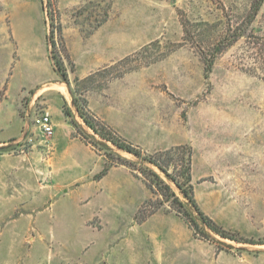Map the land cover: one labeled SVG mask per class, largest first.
<instances>
[{"label":"rangeland","instance_id":"374dc122","mask_svg":"<svg viewBox=\"0 0 264 264\" xmlns=\"http://www.w3.org/2000/svg\"><path fill=\"white\" fill-rule=\"evenodd\" d=\"M253 2L58 0V7L63 26L81 27L84 35L108 11L107 20L118 23L121 41L128 40L125 46L131 51L125 56L136 53L134 59L144 61L162 55L150 65L129 71L127 82L120 84L107 104L106 114L123 136L149 153L192 145L193 184L202 211L238 238L264 241V3L253 17ZM46 18L42 0H0V133L18 131L23 120L19 135L3 145L8 172H0V182L5 185L0 191L4 199L0 213L39 211L27 234H14V230L27 228L24 220L13 222L12 229L0 234V264H123L126 249L121 246L128 238L135 240L133 218L136 221L152 210L163 196L149 189L146 201L151 202L136 213L141 192L135 191V199L121 207L117 226L105 235L98 231L97 217L88 222L93 227H80L79 217L88 214L93 203L84 204L76 190L62 196L68 185L55 189L56 183L69 180L63 175L53 177V134H41L33 117L47 110L54 130L59 120L63 128L72 127L77 135L80 129L86 136L83 140L98 152L128 160L136 175H140V167L149 165L165 177L156 166L100 138L76 108L75 97L87 99L88 91L104 90L111 80L123 77H116L117 73L135 63L126 60L110 66L114 61L81 76L88 71L87 63L72 57L75 71L65 60L68 85L54 70L51 47L44 38L45 24L47 34L49 31ZM54 36L53 50L57 56L63 55L64 42L57 29ZM65 42L68 47L66 38ZM204 57L214 61L209 78L205 77ZM77 77L81 80L76 81ZM128 100L135 105L129 108L134 111L131 116H126ZM170 170L179 174L174 165ZM165 179L199 229L165 201L157 212L168 222L148 224L152 264L164 260L264 264V243L239 242L215 233L176 184ZM9 222L0 219V230ZM170 226L174 237L164 229Z\"/></svg>","mask_w":264,"mask_h":264},{"label":"crops","instance_id":"0c3cea01","mask_svg":"<svg viewBox=\"0 0 264 264\" xmlns=\"http://www.w3.org/2000/svg\"><path fill=\"white\" fill-rule=\"evenodd\" d=\"M117 28L118 23L111 18L96 27L89 35H84L81 27L70 29L69 26L64 25V36L72 57L77 62H79V59H84L87 63L88 71L81 74V76L90 74L103 64L108 65L114 61L116 62L119 58L126 57L125 55L131 51L127 50L125 46L128 40L126 42H123L124 40L121 41L122 37H120ZM44 38H47V24H45ZM129 74V72H126L123 77L111 80L108 87L104 90L88 91L86 95L90 108L116 129H119V126L108 117L105 109L109 101L112 100L115 91L120 87V84L123 85L127 82ZM29 86V88L33 87V85ZM93 101H95V105ZM101 105L105 107L102 108ZM134 106V100L126 102V116L134 114V111H129V108L134 109ZM1 107L0 105V110ZM22 121L20 120L18 131L16 130L14 133L8 135L0 133V172L5 175L8 172V167L3 153V145L8 139L19 135L23 126ZM59 127L61 128L59 129ZM74 131L72 127L70 129L63 128L59 120H57V127L52 137V143L55 147L52 155V172L54 178H60L63 175L64 180L66 181L67 178L69 183H56L54 187L55 189H63L68 185V191L64 189L63 194H61L62 196L66 197L67 193L76 190L79 193V199L84 204L92 205L93 203V209H90L88 214H82L79 217L80 227L86 228V230L89 226L93 227V224L89 225L88 222L91 223L90 221L97 217L100 225L98 231L102 235H105L108 233L106 231L113 230L117 226L121 207L124 203L135 199V191L141 192V196H139L136 202L137 213L138 209L150 197V190L144 180L126 165L113 166L107 174L96 179L95 175L104 168L107 158L105 154L98 152L79 135L74 133ZM4 187L5 185L0 182V191ZM57 194L59 195V192ZM3 200V197L0 196V203H3ZM38 213L39 211L34 212L33 210L21 215H14L12 213L4 215L0 213V219L11 221L0 230V234H4V231L9 230V228L12 229L13 222L21 220H24L28 226L26 229L14 230V234H27L35 226L36 218L39 216ZM162 214L161 211L155 212L141 223L136 222L133 218L134 222L131 228L135 231V240L128 238L125 240L126 243L122 244L123 251L126 249V253H122L123 264H152L148 224H151L153 220L158 224L160 222H168L166 219H163ZM164 229L168 230L171 236H175L172 226L170 228L165 227ZM126 237H128V234H126ZM159 264H194V262L187 261L184 263L182 261L172 262L164 260L160 261Z\"/></svg>","mask_w":264,"mask_h":264},{"label":"trees","instance_id":"16d2710c","mask_svg":"<svg viewBox=\"0 0 264 264\" xmlns=\"http://www.w3.org/2000/svg\"><path fill=\"white\" fill-rule=\"evenodd\" d=\"M264 0H254L251 6V12L253 13L252 16L255 17L258 11L261 9ZM42 7L43 10L47 13L46 21L49 25V31L47 34V41L51 47V59L54 61V70L58 72L68 85H70V78H69V70L66 66L67 60L71 64V70L75 71L76 69V62L73 60L71 53L66 45L65 36H64V26L61 21V14L60 9L58 7V0H42ZM50 9V10H49ZM109 16L108 11L105 13V18L97 22L96 27L100 26L103 22L107 20ZM57 29L60 38L64 42L63 44V55H58L54 52L53 48L56 46L55 40V30ZM228 44V43H226ZM261 51H264V43L261 44ZM223 47H220L218 50L221 51ZM136 53H132L127 55L126 57L119 59L118 61L114 62L112 65L122 64L126 60H132L135 64H132L126 67L123 71L117 73L116 77L123 76L126 72L135 70L144 65H150L153 62L157 61L162 55H157L154 57H149L144 61H141L138 57L134 59ZM213 59H208L204 57V64H205V77L209 78V75L212 71L213 66ZM81 80V78L77 77L76 81ZM75 104L78 111L80 118L83 122L93 130L95 134H97L100 138L110 141L113 145L117 148L124 150L128 153H131L137 157L142 158L147 163L156 166L166 178L173 181L176 186L181 190L184 196L188 199V201L193 205V207L198 211L200 214L203 222L205 225L214 231L215 233L221 235L224 238H229L231 240H236L239 242H246V243H253V244H263L264 241L262 240H255V239H248V238H238L232 231L225 229L221 225H219L215 220L205 214L202 209L200 208L196 197H195V189L193 184V157L194 151L193 146L189 144H181L177 146H172L170 148L159 150L154 153H149L145 151L140 145H137L123 136L116 128H114L109 122H107L104 118L96 114L89 106L88 100L86 98L78 99L75 97ZM65 114L68 116L71 115L70 110L65 109ZM73 125L76 127L77 123L73 121ZM77 133L82 139H86V136L80 129H77ZM87 142V141H86ZM90 144V142H87ZM110 161L106 162L104 168L95 175L96 179L103 177L109 169L116 165H126L130 167L134 172L136 168H133L131 163L118 156L117 159H114L112 153H104ZM112 157V158H111ZM174 165L177 168L179 174H173L170 170V167ZM140 175L137 173L138 176H141L145 181L146 185L152 192H160L163 196V199L159 200L158 203L155 204L154 208L145 214L141 218L136 217V221L138 223L143 222L147 219L148 216L157 212V210L163 205L165 201H170L172 203L173 208L175 211L180 214L184 215L188 220L191 222L193 221L192 225L194 226L195 230L199 229L198 223L195 219H190V213L186 209L183 200L177 195L174 191L173 187L170 183H168L159 172L151 168L149 165H144L139 168ZM179 176L183 178V180L179 179ZM151 201H146L140 207L145 209L146 204L150 203ZM204 232V231H203Z\"/></svg>","mask_w":264,"mask_h":264},{"label":"built area","instance_id":"2783aa9c","mask_svg":"<svg viewBox=\"0 0 264 264\" xmlns=\"http://www.w3.org/2000/svg\"><path fill=\"white\" fill-rule=\"evenodd\" d=\"M33 124L43 135H52L54 133V122L49 111L45 110L33 117ZM29 140L32 138L28 137Z\"/></svg>","mask_w":264,"mask_h":264}]
</instances>
